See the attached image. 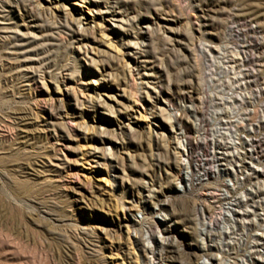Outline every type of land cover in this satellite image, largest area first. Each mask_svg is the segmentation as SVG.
Instances as JSON below:
<instances>
[{
    "label": "rangeland",
    "instance_id": "rangeland-1",
    "mask_svg": "<svg viewBox=\"0 0 264 264\" xmlns=\"http://www.w3.org/2000/svg\"><path fill=\"white\" fill-rule=\"evenodd\" d=\"M0 264H264V0H0Z\"/></svg>",
    "mask_w": 264,
    "mask_h": 264
},
{
    "label": "built area",
    "instance_id": "built-area-1",
    "mask_svg": "<svg viewBox=\"0 0 264 264\" xmlns=\"http://www.w3.org/2000/svg\"><path fill=\"white\" fill-rule=\"evenodd\" d=\"M212 167H213V164L211 165L210 168L207 169V171H205V175H211V173H212Z\"/></svg>",
    "mask_w": 264,
    "mask_h": 264
},
{
    "label": "bare ground",
    "instance_id": "bare-ground-1",
    "mask_svg": "<svg viewBox=\"0 0 264 264\" xmlns=\"http://www.w3.org/2000/svg\"><path fill=\"white\" fill-rule=\"evenodd\" d=\"M203 145V144H202ZM204 161H207V159H204ZM211 163V165L213 164V159H211V161H210ZM211 167V166H210Z\"/></svg>",
    "mask_w": 264,
    "mask_h": 264
}]
</instances>
